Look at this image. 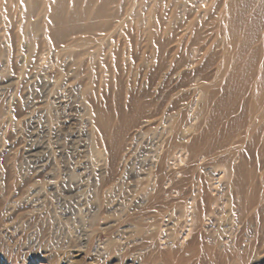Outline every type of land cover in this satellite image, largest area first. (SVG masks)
I'll list each match as a JSON object with an SVG mask.
<instances>
[{"label":"rangeland","instance_id":"obj_1","mask_svg":"<svg viewBox=\"0 0 264 264\" xmlns=\"http://www.w3.org/2000/svg\"><path fill=\"white\" fill-rule=\"evenodd\" d=\"M142 1L143 20L129 13ZM178 1L175 6L164 0L159 15H151L156 0H131L126 21L96 46L95 59L81 64L59 56L39 35L21 38L18 12L12 4L4 9L9 19L0 16L6 45L0 56V264H166L155 259L157 251L171 238L182 243L191 224L183 216L185 200L168 205L176 197L148 199V181L169 148L164 171L185 177L187 191L196 192L202 183L221 202L211 217L193 223L226 245L218 264H264L259 205L243 209L235 200L223 206L230 187L222 167L188 161L171 149L172 138L183 141L171 130L174 120L182 118L186 129L201 124L198 115L205 108L198 87L211 68L204 75L196 70L220 51L215 27L204 24L214 0L185 6ZM190 27L201 31L199 44ZM150 99L141 111L139 101ZM96 110L114 114L113 130L125 133L119 145L99 127ZM258 164L251 168L264 178Z\"/></svg>","mask_w":264,"mask_h":264},{"label":"bare ground","instance_id":"obj_2","mask_svg":"<svg viewBox=\"0 0 264 264\" xmlns=\"http://www.w3.org/2000/svg\"><path fill=\"white\" fill-rule=\"evenodd\" d=\"M170 1L175 6L179 2ZM188 1L182 0L181 4L185 6ZM130 2L131 0H0V16L3 15L4 20L9 19V13L4 9H8L12 4L21 18L18 31L21 38L32 41L39 35L44 39L43 43L59 56H67L74 64H81L87 57L95 59L98 56L96 46L126 21L123 15L131 13L141 20L146 18L143 11L144 1L134 8V13L129 12ZM156 3L157 8L155 7L151 15H157V9L164 8V0H156ZM206 12L209 14V20L206 19L204 24H213L215 27L220 51L211 53L209 60L196 70L197 75H204L207 69L210 72L211 68L210 75L204 77L206 80L200 82L198 87L205 108L198 115L201 124L186 129L182 118L174 120L171 130L174 136H181L183 141L181 138V141L178 140V137L172 138L171 149L182 154L188 161L207 162L222 167L229 176L227 182L230 187L223 206H226V203L234 205L235 200L237 204L234 206L243 209L259 205V212L263 215L264 178L261 174L257 179L256 169H252L251 164L256 161L259 163L257 171L264 172V0H214V5ZM153 23L149 36L152 41L157 34L156 22ZM191 29L195 42H202L204 37L201 31L193 27ZM4 38L0 33V56L2 45L6 46ZM150 101L152 100L141 101L142 103L139 101L138 108L144 111V108L151 105ZM154 114L147 116V120L143 121L148 123ZM95 117L99 127L109 134L114 144L119 145L123 131L113 130L111 121L114 120V114L96 110ZM204 123L205 129L200 131ZM256 145L258 149H254ZM170 151L169 148L161 159L155 176L148 181L152 186L148 199L161 202L166 195L176 197V200L168 205L185 200L183 216L187 218L185 222L191 224H186L189 229L182 243H177L171 238L165 243L166 248L157 251L155 259L166 264H218L228 252L226 245L216 233L209 235L203 225L197 223L193 226V223L201 221L204 217H211L221 202L202 183L196 192L187 191L182 187L186 181L185 177L177 178L176 173H166L164 163ZM246 210L247 208L245 214L250 213V210ZM163 211L164 208L160 213ZM174 225L176 226V223H173Z\"/></svg>","mask_w":264,"mask_h":264}]
</instances>
